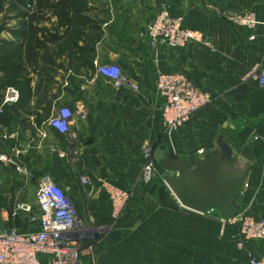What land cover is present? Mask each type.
I'll use <instances>...</instances> for the list:
<instances>
[{
  "label": "crops",
  "instance_id": "crops-1",
  "mask_svg": "<svg viewBox=\"0 0 264 264\" xmlns=\"http://www.w3.org/2000/svg\"><path fill=\"white\" fill-rule=\"evenodd\" d=\"M115 1L88 5L87 15L107 13L105 21L96 22L100 39L84 53L68 43L49 57L68 64H55L43 77L31 72L29 99L6 101L9 88L15 87L0 88V152L19 150L18 162L28 170V175L22 172L24 180L35 183L32 195L20 182L13 191L0 186L1 225L24 231L38 227L24 213L15 221L7 215L16 198L36 203L38 177L48 173L72 198L84 231L105 232L92 235V246L84 245L81 264H249L250 255L264 261V239L246 240L237 226L221 234L218 211L184 207L167 183L174 172L158 168L152 182L138 183L146 144L153 146L159 162L165 152L188 160L224 152L228 168L244 173L239 213L264 219V85L251 76L256 67L264 68V0ZM164 7L203 39L183 47H152L147 28ZM216 10L255 11L258 25L255 30L235 25ZM94 24L85 29L87 34L94 35ZM86 60L118 63L139 89L114 86ZM160 72H184L213 98L171 131L164 127V98L156 89ZM62 105L74 111L71 143L49 122ZM0 166L19 171L12 164ZM81 174L92 184L82 185ZM111 183L136 188L120 216L105 187Z\"/></svg>",
  "mask_w": 264,
  "mask_h": 264
},
{
  "label": "built area",
  "instance_id": "built-area-1",
  "mask_svg": "<svg viewBox=\"0 0 264 264\" xmlns=\"http://www.w3.org/2000/svg\"><path fill=\"white\" fill-rule=\"evenodd\" d=\"M216 11L235 25L250 30H255L258 25L255 11ZM147 38L152 47H183L191 41L202 40L203 35L198 30L185 27L181 16L172 14L164 7L149 23ZM94 65L114 86H132L135 90L139 89L138 84L131 81L118 63L109 61L101 64L95 60ZM251 76L264 85L263 67H256ZM156 89L164 98L162 118L168 131L187 123L195 112L213 100L209 93L202 91L184 72H160ZM18 97V90L9 88L6 101H15ZM73 118L74 111L69 106L62 105L52 111L49 119L50 124L65 137L67 143H71L75 137L72 131ZM19 152L16 149L12 154L0 152V162L12 164L28 175V170L18 162ZM203 153L200 150V154ZM143 156L144 165L138 183L148 185L157 175V160L151 144L144 146ZM80 181L84 186L92 184L91 178L85 174L80 175ZM37 184L36 203L16 202L7 219L15 221L24 213L30 222H37L38 227L24 231L15 225L0 223V264H81L82 248L84 245L92 246L94 239L84 231L83 222L72 198L48 173L41 174ZM105 187L115 215L120 216L135 196L136 188L126 189L113 183L106 184ZM219 221L221 234L226 232L228 226H237L246 240L264 239V219L257 220L240 212L233 217L220 216ZM238 245L242 246L243 242L239 241ZM249 264H264V261L250 255Z\"/></svg>",
  "mask_w": 264,
  "mask_h": 264
},
{
  "label": "trees",
  "instance_id": "trees-1",
  "mask_svg": "<svg viewBox=\"0 0 264 264\" xmlns=\"http://www.w3.org/2000/svg\"><path fill=\"white\" fill-rule=\"evenodd\" d=\"M18 11L19 23L11 29V38H0V88L13 86L19 91L18 101L32 96L31 72L36 71L43 50L69 39L71 49L90 51V45L100 39V25L93 20L89 11V0H0V12L6 2ZM55 18V19H54ZM94 22V35L85 32ZM84 41L79 45L78 41ZM90 69L93 60L84 62ZM4 93H0V102ZM3 107V111L5 108ZM3 114L0 113V118ZM157 169L163 168L157 160Z\"/></svg>",
  "mask_w": 264,
  "mask_h": 264
},
{
  "label": "water",
  "instance_id": "water-1",
  "mask_svg": "<svg viewBox=\"0 0 264 264\" xmlns=\"http://www.w3.org/2000/svg\"><path fill=\"white\" fill-rule=\"evenodd\" d=\"M160 164L175 173L167 183L184 207L199 213L216 210L222 217L239 213L237 198L243 189L244 173L228 168L224 152L189 160L165 152Z\"/></svg>",
  "mask_w": 264,
  "mask_h": 264
},
{
  "label": "rangeland",
  "instance_id": "rangeland-1",
  "mask_svg": "<svg viewBox=\"0 0 264 264\" xmlns=\"http://www.w3.org/2000/svg\"><path fill=\"white\" fill-rule=\"evenodd\" d=\"M9 1L4 3L2 11L0 12V38H11L12 37V31L11 29L15 28V26L18 25L19 19L16 17L18 11L16 9H12L11 6L9 5ZM118 3H122L119 1ZM89 4H93L94 6H106V5H115L116 1L115 0H89ZM90 14V15H89ZM89 16L94 17V19L100 22H103L106 20L107 13L105 11L101 12H96L95 10L92 11L91 13L89 12ZM69 43V39H65L61 41L60 43H57V45H52L51 48L43 50L41 54V59L39 61V64L35 66L36 69V74L39 76L43 77L49 73V71L53 72V66L56 64H68L66 61L60 62L58 60H52L50 61L49 57H53L55 55V52H60L62 50H65ZM99 63L103 64L105 62H100ZM70 66V65H69ZM154 151V149H153ZM157 160V159H156ZM0 186L3 188H8L13 191L12 186L18 185L19 182L24 184V189L27 193V195H32L34 193V185L35 183L31 181V179H25L24 180V175L20 171H13L10 166H0ZM156 177V176H155ZM155 177L152 179V181L155 179ZM151 181V182H152ZM11 184V186H10ZM37 192V191H36ZM18 201H20L21 198H16ZM16 200V202H18ZM130 203V202H129ZM87 234L91 235H102L105 232H102V230L98 232H86Z\"/></svg>",
  "mask_w": 264,
  "mask_h": 264
}]
</instances>
